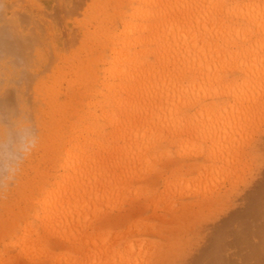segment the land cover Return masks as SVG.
I'll return each mask as SVG.
<instances>
[{
    "label": "bare ground",
    "instance_id": "1",
    "mask_svg": "<svg viewBox=\"0 0 264 264\" xmlns=\"http://www.w3.org/2000/svg\"><path fill=\"white\" fill-rule=\"evenodd\" d=\"M82 2L8 0L0 12V89L17 85L12 193L25 189L30 201L23 214L9 194L0 198V264H170L184 246L164 238L169 258L146 246L153 228L140 218L149 200L178 208L188 234L197 211L223 203L246 162L251 169L261 158L238 143L261 133L259 144L264 133V0H97L110 7L97 19L107 31L66 33ZM8 107L0 99V112ZM5 133L0 126V143ZM42 148L55 176L24 188ZM262 199L264 180L247 207ZM230 243L198 264H234Z\"/></svg>",
    "mask_w": 264,
    "mask_h": 264
},
{
    "label": "rangeland",
    "instance_id": "2",
    "mask_svg": "<svg viewBox=\"0 0 264 264\" xmlns=\"http://www.w3.org/2000/svg\"><path fill=\"white\" fill-rule=\"evenodd\" d=\"M36 1L40 4V0ZM96 1L97 0H83L79 9L75 10L74 13L67 18H70L69 25L65 26L63 31L70 33L72 30L84 29L85 27L89 28L90 26L93 29L106 32L109 28L107 23L99 25V20L97 19L106 15V13L110 11V7L109 5H102V7L100 5L99 7L96 5ZM7 4L8 0H0V12L5 9L4 6H7ZM12 4L14 5V2H12ZM10 31L12 34H15L13 29ZM12 42H15L14 38H12ZM78 47L79 42H76L67 53L69 55L77 53ZM59 67L64 69L65 63L61 62ZM60 71L65 73L63 70ZM67 72L69 74V79L75 80V69L70 68ZM47 74L54 77V82L61 77L58 72L51 73L50 71L47 72ZM47 86H51L50 82L47 83ZM15 87H17L15 81L10 80L9 83L0 89V99H5V102L9 106L4 109V111L0 112V126H3L6 129V138L8 136V139L0 143V145L7 144L11 146L15 139V134L9 122L11 117H16V112L14 110ZM63 87L65 86L63 85ZM61 115L62 114L57 115V113H54L57 121L61 119ZM68 116L70 121L71 116ZM52 125L55 126L57 123L54 121L52 122ZM67 131V128H65L63 133ZM262 131H264V127L259 132ZM260 134L261 133L254 136L246 134L241 140H239L238 144L242 146L243 153H252L255 156L257 154V149L259 148L261 158L257 159V162L253 164L251 169L247 168L249 166L247 164H250V161L246 162V168L243 176L239 178V183L236 189L229 194L223 203L219 206L217 205V207H214L212 210L203 211L204 208H200L198 210L199 212L197 211L198 215L197 217L194 216L196 219L188 230V234L181 235V232L187 227V225L184 223L181 225L183 227L179 228L178 223L176 222L178 215H180L178 208L169 211L168 203L166 202L165 204L160 202L157 207H152V200H149L150 205L146 208L144 213H142L140 218V220L143 221L142 223L144 226L153 228L152 234L145 233V239L147 241L146 246L148 248L151 246H157L155 252H157V254L162 253V256L166 257L169 253L166 252L167 249L165 250L163 248V245L165 244L164 238L171 240L172 237H175L177 240L181 241L178 244L184 247L183 250L173 258L170 264H198L199 260L203 256L205 257L208 252L212 253L214 251L215 254H217L216 259L219 258L222 254V251L219 248L221 247V242L228 239L231 242V245L227 252L229 253V256H234V264L235 261L236 264H258V262L264 264V199L260 201L258 207H254V204L252 207H247L249 204V202H247V197L250 192L253 191L255 187L257 188L259 183L264 180V133L261 135V141L258 144V136ZM64 142H66V139H63L58 148H63L65 145ZM44 144L45 143L42 144V147L46 146ZM53 146L54 145H52V148ZM42 149L43 150L40 151L38 155H33L29 159L26 166L27 169L25 170L26 177H24L22 182L24 188L27 186H31L32 188L37 187V185L45 178H52L55 176L54 171L49 170L51 167L50 159H47L44 155L45 150L44 148ZM174 175L178 176V173H175ZM14 182L15 181L12 180L9 182V186L0 187V198L4 197L3 194H9L7 202L11 203L13 212L18 209V211L21 210L22 213L25 214V211L30 207V201H28L29 198L24 195L23 191L25 189L21 192L22 197H19L16 192L12 193L14 188L17 189V185ZM214 193L215 192H213L212 195H214ZM256 208L258 210H256ZM230 219H233L231 220L232 222H228ZM215 230L224 231L225 235L223 240L211 236L210 233ZM161 231L164 232L162 233ZM6 241L7 236H5V234L0 235V248L6 243ZM11 255L14 256L15 253H12ZM167 257L169 258V256Z\"/></svg>",
    "mask_w": 264,
    "mask_h": 264
},
{
    "label": "clouds",
    "instance_id": "3",
    "mask_svg": "<svg viewBox=\"0 0 264 264\" xmlns=\"http://www.w3.org/2000/svg\"><path fill=\"white\" fill-rule=\"evenodd\" d=\"M20 156L18 150L7 144L0 145V186H6L7 182L12 181L18 173V162Z\"/></svg>",
    "mask_w": 264,
    "mask_h": 264
}]
</instances>
